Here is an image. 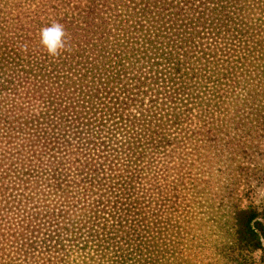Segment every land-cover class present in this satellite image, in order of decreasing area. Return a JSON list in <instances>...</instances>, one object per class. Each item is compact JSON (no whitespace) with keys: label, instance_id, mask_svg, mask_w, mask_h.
Wrapping results in <instances>:
<instances>
[{"label":"trees","instance_id":"1","mask_svg":"<svg viewBox=\"0 0 264 264\" xmlns=\"http://www.w3.org/2000/svg\"><path fill=\"white\" fill-rule=\"evenodd\" d=\"M260 143L264 0H0V264H264Z\"/></svg>","mask_w":264,"mask_h":264},{"label":"clouds","instance_id":"2","mask_svg":"<svg viewBox=\"0 0 264 264\" xmlns=\"http://www.w3.org/2000/svg\"><path fill=\"white\" fill-rule=\"evenodd\" d=\"M39 42L48 56L59 57L68 50L67 32L64 25L53 21L51 24L42 27L39 32Z\"/></svg>","mask_w":264,"mask_h":264},{"label":"rangeland","instance_id":"3","mask_svg":"<svg viewBox=\"0 0 264 264\" xmlns=\"http://www.w3.org/2000/svg\"><path fill=\"white\" fill-rule=\"evenodd\" d=\"M259 149H260L261 153L259 155H257V158L255 160H253L252 163H255L254 161L258 160V162L261 164V166H263L264 165V143H260ZM258 192H259L258 195L260 197L264 198V186Z\"/></svg>","mask_w":264,"mask_h":264}]
</instances>
